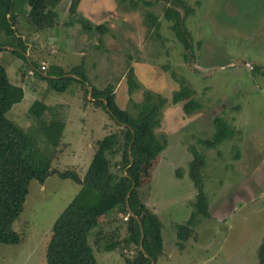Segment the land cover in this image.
<instances>
[{
    "label": "rangeland",
    "instance_id": "rangeland-1",
    "mask_svg": "<svg viewBox=\"0 0 264 264\" xmlns=\"http://www.w3.org/2000/svg\"><path fill=\"white\" fill-rule=\"evenodd\" d=\"M145 1L97 0L107 9L113 3L119 16L128 17L113 37L124 56L119 57V64L130 63L131 69L132 61L139 57L136 64L143 73L138 70L137 77L132 70L128 81L167 98L169 92L183 89L186 99L194 97L201 106L190 113L182 110L180 102L163 108L164 118H177L164 127L167 133L158 132L164 147L141 170L140 197L155 204L161 220L164 243L157 264H254L264 238V0H183L191 8L185 23L193 49L186 51L187 58L170 22L162 16L163 0H151L148 5ZM14 2L15 11L32 33L28 37L35 36L34 46L41 42L31 56L35 65L43 59L52 62L54 57L66 64L78 63L77 52L67 48H62L64 53L54 48L49 54L43 41L47 37L45 28L37 30L27 21L26 0ZM178 8L183 13V8ZM151 12L160 22L159 37L147 16ZM96 54L101 55L97 50ZM0 63L9 80L24 87L23 98L6 112L20 126L29 125L26 112L35 98L49 103L53 97L69 104V111L64 104H56L58 114L67 116V121L52 165L72 168L83 175L96 140L118 129L115 120L101 106L91 107L88 100L84 103L78 85L57 91L39 73L28 75V59L24 61L11 50H0ZM21 73H25V80L20 78ZM146 81L154 87L161 81L158 87L165 94L146 87ZM125 108L137 112L133 102H127ZM186 115L191 118L185 119ZM216 115L227 121L232 134L216 146L207 147L201 140L213 134ZM198 152L205 159L200 171L213 216L198 215L195 237L180 240L177 224L195 210L196 187L188 174V164ZM78 188V183L57 174L49 175L44 183L31 179L23 209L12 224L22 240L0 243V264H44L51 225ZM111 217L114 215L100 217L104 232H114L112 228L119 219L110 221ZM94 253L99 264H126L119 250L105 251L94 245ZM126 253L132 256L134 249Z\"/></svg>",
    "mask_w": 264,
    "mask_h": 264
},
{
    "label": "trees",
    "instance_id": "trees-1",
    "mask_svg": "<svg viewBox=\"0 0 264 264\" xmlns=\"http://www.w3.org/2000/svg\"><path fill=\"white\" fill-rule=\"evenodd\" d=\"M26 2V17L37 30L55 24L58 17L56 5L60 0ZM77 3L78 0H71L68 8L71 14L76 11ZM145 3L152 2L147 0ZM163 3L162 16L170 22L169 27L183 44V56L187 58L186 51L193 49L191 33L185 23L191 8L183 0H163ZM179 6L183 8V13ZM147 16L159 37L157 31L160 22L157 16L152 12ZM76 20L84 28L92 27L81 17H76ZM15 24L14 0H0V50L4 46H11L12 51L26 61L27 44L18 35ZM100 26L94 28L99 29ZM31 64L35 66L33 61ZM56 72L59 75L63 73L56 69L47 71L48 74ZM69 72L80 76L81 81L75 79L82 83L87 80L82 65L72 67ZM41 77L56 90H64L74 79L70 75ZM87 91L86 88L85 93ZM23 95L22 86L9 80L4 65L0 63V243L15 244L22 240L12 224L23 209L30 180L43 183L49 175L57 174L72 179L79 184V188L51 225L44 264H99L94 245L105 251H121L126 264H152V261H156L162 250L161 221L143 202L138 187L142 168L164 147V141L155 133V127L159 125L165 99L159 95L154 97L151 91L145 90L141 102L137 104V112L133 114L117 104L112 86L101 89L92 86L94 104L104 108L119 127L96 140L92 158L83 175H80L72 168L59 169L52 165L65 126L56 105L40 99L33 100L26 112L30 123L25 128L6 116V112ZM185 96V91L179 89L173 92L171 98L173 102L181 101L186 112L200 107L197 99H186ZM213 124L215 130L211 137L201 140L207 147L216 146L232 134L231 127L222 117L214 116ZM204 164L205 159L199 152L193 155L188 164V174L196 187L195 210L191 211L186 222L177 224V237L180 240L191 234L192 225L199 214L208 215L200 171ZM126 214L127 218H124ZM111 215L115 218H109L110 221L118 218V223L113 226V233L104 232L106 229L100 227V217ZM139 222L143 229L142 242ZM140 243L147 255L140 248ZM129 249H134L132 256L126 253ZM254 264H264V238L258 245Z\"/></svg>",
    "mask_w": 264,
    "mask_h": 264
},
{
    "label": "crops",
    "instance_id": "crops-1",
    "mask_svg": "<svg viewBox=\"0 0 264 264\" xmlns=\"http://www.w3.org/2000/svg\"><path fill=\"white\" fill-rule=\"evenodd\" d=\"M103 1L105 2V0H103ZM149 1H151V0H149ZM70 2H71V0H65V1L60 0V2H59L60 6L57 9L58 17L56 19V22L53 26H49V27L45 28L44 32L46 33L47 37H46V40H43V41H46V43H47L46 47H48L50 49L49 54L51 53L52 50H54V48H56V49L60 48L61 51H62V48L63 49L67 48L68 51H70V50L76 51L77 55L79 56L77 58L79 61H78V63H73V64H66V61H63V59H59L57 57H54L52 59L53 60L52 62H48L46 59H43L39 62L38 66L37 65L32 66L31 62L33 59L31 58V56H32L33 52L36 50V48L38 46H40L41 42L40 43L38 42L36 44V46H34V43H36V42H34L36 40V39L34 40L35 36L33 39H30L28 37V36H31L32 33L29 30V28H25L26 22L23 21L21 19V16L19 15V13L17 11H15L16 12V24H15V26L19 31L18 35H20L26 41V44H27L25 55L27 56L29 66L26 69V73L28 75H31V76L35 75L36 73H39L40 76L43 75V76H48V77H60L61 75L73 76L74 79L72 81H70V83L67 85V87L69 85L72 86V84H74V86L78 85V88L79 87L81 88V90L79 89V91H81V96H82L81 97L79 95L80 98H83L84 103H85V100H86V103H88V101H90L89 105H91V107H94V108H97L98 106H96L93 102L94 99L92 97V86H95V87L101 89L107 85H110V86H112L113 92L115 94V101L117 102V104L121 108L127 109V108H125V106L127 105V102H129V101L133 102L137 108V104H139L141 102V100L143 98V93L146 89H144V87L142 85H140L138 83H133L132 81H128V80H130L129 77H130V74L132 73V70H134V73L136 74L137 77H139L138 70H141V72L143 73V70L141 69V67L138 64H136L139 62V57L134 58V61H132L133 67H131V69H128V65L130 63H128L127 65H126V63L119 64L120 58H123L124 56H122V54L120 53V50H119V52L117 50L118 41H114V39H113L115 33L117 34L119 27L124 25L125 18L128 19V17H125L122 14H120V16H119V13H117L113 3H110L108 5V6H111L112 8L107 9V7H105L104 5H99L97 0H78L77 6H76V11L71 14L69 9H68ZM62 7H63V10H62ZM26 8L28 10V5L26 6ZM27 10L25 11V13L27 12ZM114 15H116V16H114ZM76 17H81L82 19L87 21L88 24L92 27L88 28V29L84 28L81 25V23L76 20ZM110 18H114V20L110 19ZM27 21H28V19H27ZM114 21H115V24L113 23ZM99 25H101L99 29H98V27L94 28V26H99ZM121 34H124V33L121 32ZM3 49H8V50L12 51L13 47L4 46ZM96 50L101 55L97 56ZM46 51H48V50L46 49ZM107 56L111 59V61L107 58ZM26 62H27V60H26ZM41 63H44L46 65V68L44 70L39 69V66ZM78 65L83 66L85 76L87 79V80L83 81L84 83L80 82L81 81L80 76H77V75L69 72V70L72 67H75ZM31 67L34 70L33 74L28 73V69ZM51 69L52 70L56 69V71L62 70L63 73L61 75H59L58 72L48 74L47 71L51 70ZM20 78L22 80H25V73H21ZM75 78H79L80 81L78 79H75ZM166 80L163 77V83H166L167 82ZM160 82H158L157 87L151 86L152 82L146 81L145 83L147 84L146 87H150L151 89H153L154 92L158 91L159 94H165V93H163V89L158 87V86H160V84H163L162 82L161 83ZM24 83H25V81H24ZM131 84H132V86H131ZM17 85H20V84H17ZM25 85L31 86L30 84H26V83H25ZM20 86H22V85H20ZM22 88L24 90L23 86H22ZM86 88L88 90L87 93H85ZM177 90H179V89H177ZM57 91H59V90H57ZM174 91H176V90H174ZM174 91L168 93L170 95L169 98H167L166 95H162V96H164L165 102H164V105L162 106L161 111H160L159 125L157 127H155V133L157 134V136H159L160 133H158V132H160V131L167 133L166 132L167 129L164 130V127H166L168 123H171V120L173 118H177L176 116H171L169 119L164 118V116H162L163 111H164L163 108L167 107L169 104L170 105H175V104L177 105L179 102L181 103V106H182L181 101H178V102L172 101L171 97H172V94ZM79 93H77V95ZM138 94L140 95V97H138L139 99H136L135 97ZM153 95H154V97H157L155 95V93H153ZM49 96H50V94H49ZM49 98H51V97H49ZM57 99L58 98L52 97V99L50 100L49 103L46 101H44V102H46L47 104H50V105H56L58 103H61V104H64L68 109L69 104L66 101H61V100H57ZM76 104L78 107L81 106V103H79V102H77ZM182 110L184 111L183 107H182ZM194 110H196V109H194ZM194 110H192V111H194ZM68 111H69V109H68ZM192 111H190V112H192ZM184 112L186 113V111H184ZM62 118L64 119V122L67 121V116L62 117ZM190 118H191L190 115L189 116L186 115L185 119L189 120ZM143 202L152 211H154L158 215V210H157L154 203H151L149 200H145V199H143ZM208 208H209V206H208ZM199 215H201V214H199ZM202 216H204V215H202ZM212 216L213 215H212L211 211L208 209V215L205 217L212 218ZM186 220L184 222H186ZM197 220H198V216H197L195 224L192 225V232L187 238H189L190 236L195 237L196 232H197V230L195 229V225L197 223ZM161 236H162V250H161V253L159 254L160 257H161L162 251H163V243H164L162 231H161ZM176 242H178V240ZM154 262H155V264H157V259Z\"/></svg>",
    "mask_w": 264,
    "mask_h": 264
},
{
    "label": "water",
    "instance_id": "water-1",
    "mask_svg": "<svg viewBox=\"0 0 264 264\" xmlns=\"http://www.w3.org/2000/svg\"><path fill=\"white\" fill-rule=\"evenodd\" d=\"M9 47H11V46H9ZM132 188H133V185H132V187L129 189L128 194L131 192ZM128 194H127V195H128ZM127 206H128V205H127ZM128 208H129V206H128ZM139 225H140V231H141L140 242H142V238H143V229H142V224H141L140 222H139ZM140 248L142 249V251L144 252V254L147 255V253H146V251H145V249L143 248V246H142L141 243H140ZM152 264H155V262L152 261Z\"/></svg>",
    "mask_w": 264,
    "mask_h": 264
},
{
    "label": "built area",
    "instance_id": "built-area-1",
    "mask_svg": "<svg viewBox=\"0 0 264 264\" xmlns=\"http://www.w3.org/2000/svg\"><path fill=\"white\" fill-rule=\"evenodd\" d=\"M247 65H248V67H249L250 69L253 68V66H252L251 64H247ZM45 68H46V65H45L44 63H41L40 66H39V69L44 70ZM33 72H34V70H33L32 67L28 69V73H29V74H33ZM127 215H128V214H126V215L124 216V218H127Z\"/></svg>",
    "mask_w": 264,
    "mask_h": 264
}]
</instances>
